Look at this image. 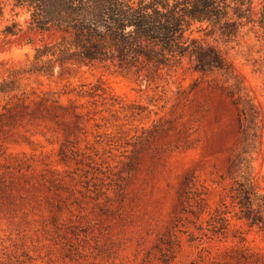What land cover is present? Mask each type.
<instances>
[{"label": "rangeland", "instance_id": "1", "mask_svg": "<svg viewBox=\"0 0 264 264\" xmlns=\"http://www.w3.org/2000/svg\"><path fill=\"white\" fill-rule=\"evenodd\" d=\"M0 1V30L27 32L0 34L1 85L56 38L28 32L27 11ZM192 36L238 78L202 75L188 59L155 81L57 67L19 76L0 98V264H264V232L238 219L232 199L249 174L264 193V33Z\"/></svg>", "mask_w": 264, "mask_h": 264}, {"label": "trees", "instance_id": "2", "mask_svg": "<svg viewBox=\"0 0 264 264\" xmlns=\"http://www.w3.org/2000/svg\"><path fill=\"white\" fill-rule=\"evenodd\" d=\"M17 9L29 14L28 32L56 41L34 49L29 66L14 70L11 76L15 79L0 85V98L20 89L19 76H53L57 67L110 65L135 69L139 76L146 73L145 78L155 81L161 71L182 67L188 59L202 75L220 71L236 79V68L226 55L193 33L211 30L229 40L247 27H258L264 33V0H13L12 11ZM3 16L0 1V19ZM25 33L17 22L0 30L5 40ZM22 95L21 105L28 108V95ZM248 104L252 111L255 106ZM241 113L247 121V110ZM242 128L246 133L245 125ZM234 162L231 157L230 170ZM232 199L239 208L238 219L264 232V193L251 174L235 182ZM221 221L220 231L225 233L229 223L224 218Z\"/></svg>", "mask_w": 264, "mask_h": 264}]
</instances>
